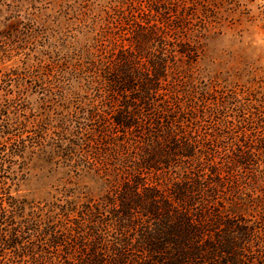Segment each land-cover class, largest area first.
<instances>
[{"label":"rangeland","instance_id":"rangeland-1","mask_svg":"<svg viewBox=\"0 0 264 264\" xmlns=\"http://www.w3.org/2000/svg\"><path fill=\"white\" fill-rule=\"evenodd\" d=\"M143 12L156 23L169 13L168 39L194 48L167 81L185 132L216 150L231 182L219 196L256 228L251 254L264 264V0H0V264L77 263L89 221L109 243L122 238L107 220L113 174L95 168L132 151L103 127L117 106L94 63Z\"/></svg>","mask_w":264,"mask_h":264},{"label":"trees","instance_id":"trees-1","mask_svg":"<svg viewBox=\"0 0 264 264\" xmlns=\"http://www.w3.org/2000/svg\"><path fill=\"white\" fill-rule=\"evenodd\" d=\"M142 14L124 23L110 55L94 63L99 84L117 106L103 127L122 133L118 149L132 151L120 158L112 149L121 165L102 156L95 168L113 174L107 220L122 238L109 243L89 221L77 248L84 258L71 264H255L256 228L230 215L237 203L230 201L226 209L218 189L231 182L222 177L216 150H203L193 132H185V113L167 81L176 59L192 58L194 48L168 39L161 24L170 21L169 13L158 23ZM150 173L167 174L166 182L149 181Z\"/></svg>","mask_w":264,"mask_h":264}]
</instances>
